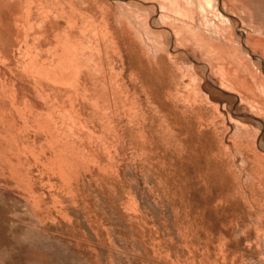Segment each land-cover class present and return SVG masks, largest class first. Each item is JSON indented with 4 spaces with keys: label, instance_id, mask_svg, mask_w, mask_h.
I'll use <instances>...</instances> for the list:
<instances>
[{
    "label": "rangeland",
    "instance_id": "374dc122",
    "mask_svg": "<svg viewBox=\"0 0 264 264\" xmlns=\"http://www.w3.org/2000/svg\"><path fill=\"white\" fill-rule=\"evenodd\" d=\"M98 1L100 3L96 0L95 3H99L96 5L86 2L71 6L85 14L82 18L77 15L66 18L50 16L41 21L42 24L32 20L33 30L30 33L0 32V57L8 58V65L17 72H22L23 62L27 64L24 59L27 52L30 56L35 55L40 64L55 68L61 66L64 40L69 49L76 47L78 56L68 59L69 70L65 69L66 74L69 73L67 78L72 81L69 87L73 93L65 91L64 86L61 88L63 92H60L61 99L67 98V94L75 98L72 97L76 104L74 128L77 125L78 140L74 143L75 159L56 157L62 165L57 164L63 171L61 179L56 172L58 166L50 162L51 158L54 161L53 153L59 151V148L56 149L59 144L52 146L48 133L37 131L39 124L33 123L30 133L25 135L29 137V144L35 143L34 146L45 151L41 158L43 163L21 160L20 164L18 161L15 164L17 174L14 179L23 199L15 200L11 208L3 213L0 264H264V115L253 113L257 115L255 117L245 103L240 104L234 94L225 91L208 90L212 104L219 106L218 111L205 106L197 108L194 113L185 109L182 99L174 95L175 84L180 78L176 74L175 62H180V59L165 58L166 68L161 78L152 56L141 49L134 31L129 29L123 34L117 24L116 18L122 13L121 6L128 5L144 13L156 31L163 30L156 19L157 11L153 3L149 0ZM244 2L248 4L246 8ZM236 3L238 8H226L230 10L228 14L234 17H230L233 23L237 18L234 23L235 37L242 41L254 33V38L262 39L264 0H237ZM91 6H95L94 10ZM54 7L57 11L63 9L59 4H54ZM13 12L12 17L18 18V13L15 11L17 15H13ZM244 15L248 17L244 18ZM254 16L258 20H252ZM6 17L9 15L2 18L0 24L15 22L11 25L15 26L17 22L22 23L10 16L8 19L14 20L11 22ZM250 20L253 22L250 23ZM38 24L44 26L41 30L37 27V31ZM255 26L259 27L256 31ZM94 27L102 32L107 30L100 47L93 37ZM40 31L42 38L39 37ZM48 36H52L55 42ZM10 46L16 50L9 49ZM93 47L98 50L97 53H94ZM177 53L179 51L174 55ZM20 55L22 65L18 63ZM4 65L5 62L0 61V68ZM80 73H83L82 76ZM89 76L90 84L86 81H89ZM19 80L18 87L28 91L31 119L35 120L37 112L47 114L33 95L31 78L20 76ZM79 80L86 84H80ZM169 107L177 114H172ZM76 111L82 112L79 115ZM228 115L246 123L252 130L246 140L236 146L233 138L236 125ZM239 115H242L241 118ZM78 119L82 126L81 122L78 124ZM84 128L88 131H83ZM87 135L91 136L85 139ZM79 139H83L82 143ZM245 147L247 149L243 151ZM254 152L263 155L260 156L262 159L255 158ZM2 168L0 166V170ZM8 169L7 166L3 168L5 175H9Z\"/></svg>",
    "mask_w": 264,
    "mask_h": 264
},
{
    "label": "bare ground",
    "instance_id": "6f19581e",
    "mask_svg": "<svg viewBox=\"0 0 264 264\" xmlns=\"http://www.w3.org/2000/svg\"><path fill=\"white\" fill-rule=\"evenodd\" d=\"M95 1L96 0H0V20L7 15H9V17L10 16L12 17L11 13L14 11L13 12V15H14L15 11H16L18 13V18L17 17L15 18L13 16L14 19L16 20V22L18 19L20 21H22V23L17 22V23H20V25L16 23L17 26L16 25L11 26V25L15 24L14 20H10L11 18L8 19L9 17H6L7 20H10L11 22L13 21L14 24H11V25L10 24H0V32L10 33V34H11V32L14 33V31L23 32V33H30L33 30L32 20H38V23H39V22L45 20V18L49 19L50 16H54V17L62 16V17L66 18L69 15H77L80 18H82V17H85V14H83V12H81L79 8H73V7L71 8V6L74 4H84L86 2H89L90 5H91V2L92 3L94 2V4H92V5H96V4L100 3V1H98V0H97V2H99V3H97V2L95 3ZM149 1L153 3V6H154L153 8H155V11H157V14L155 16H157L156 19H158V24L161 25L163 30L156 31L157 29L155 30L153 28V25L147 20L148 17L146 15H144V13L142 14L139 10H136V9H134L128 5H126V6L122 5L121 6L122 13H120L116 18L117 22H118L117 24L121 28L123 34H125L127 31H129V29H132L134 31L135 35L139 39L140 45L142 46L141 49H143L147 55L152 56L154 65L156 66L155 69H157L156 71H158V74L161 76V78L165 73V68H166L165 64H164L165 58H167L168 60H175L176 58L180 59V62H175L176 74L180 78H178L179 80L175 84L176 85V93H174V95L176 94L175 97L177 96V97H180L182 99V101L184 103L183 107L185 109L190 110L191 112L193 111V113H194V111L197 108H200L201 106H205V107H211V108H213V110L218 111L219 106L216 107V105L212 104L213 102L211 100V92H208V90L219 91V92L225 91V92H229V94L230 93L234 94L235 97L239 100L240 104L245 103L244 105H247L250 108L249 110H250V112H252L251 114L256 113V114H260L261 116L264 115V114H262V113H264V39H263L264 34H262V32L264 33V30L262 29L263 31L260 32V34L263 35L262 39L260 37L254 38L253 37L255 35L254 33L252 34L253 35L252 37H249V36L247 37L246 36L247 33H246L245 34L246 38L244 37L243 38L244 40H242V41H241V39L239 40V37L236 38L237 36L234 34V23L236 22L237 18L235 19V22L233 23L232 20L230 19L231 15L228 14L229 9H226V8H228V6L230 7V10H232L233 8L234 9L238 8V5L236 6L237 0H236V2H234V0H149ZM238 1H240V0H238ZM241 3H243V1ZM54 4L62 5L63 9L61 8V11H57L56 7H54ZM239 4H240V2H239ZM245 4L246 3L244 2L243 5L246 8V6L248 4H246V5ZM100 5H102V4H100ZM100 5H99V7H100ZM87 7H88V5H87ZM93 7L95 8V6H93ZM93 7L91 8V10L92 9L94 10ZM249 8H250V6H249ZM81 9H82V7H81ZM251 9H252V7H251ZM247 10H249V9L247 8ZM234 11H231V12H234ZM243 11H245V10H243ZM93 12L94 11H92L91 13H93ZM17 13L15 15H17ZM236 13H238L237 9H236ZM251 13L254 14L253 11ZM230 14H233V13H230ZM234 14H235V12H234ZM246 14H248V13L246 12ZM252 14H251V16H252ZM93 16H94V14H93ZM227 16H229V17H227ZM234 16L236 17V14ZM255 16L253 17L252 20H255V19L258 20V17L255 18ZM54 17H53V19H54ZM246 17H248V16H245L244 18H246ZM244 18L242 20H244ZM238 19H240V18H238ZM55 20L56 19H54V21ZM79 21H80V19H79ZM246 21H248V20H246ZM106 22H107V20H106ZM251 22H253V21L250 20V23ZM94 23H96V21ZM41 24H42V22H41ZM41 24H38L36 26L37 31H38L37 27H40L39 30H41L42 26H44V25L41 26ZM243 24H241V25H243ZM248 24H249V22H248ZM256 24H257V22H256ZM60 25L61 24H59V26ZM118 25H117V27H118ZM249 25H252V24H249ZM253 25H255V23H253ZM236 26L237 25H235V27ZM245 26H247V25H245ZM257 26H258V24H257ZM261 26H263V25H261ZM56 27H58V26H56ZM62 27H63V25H62ZM98 27L97 28L94 27L96 31H94L92 29L94 33L92 31L91 32L93 33V37L95 39L97 46L100 47V45H101L100 42L103 41L101 39L103 38V36L105 34H107V30L102 32L103 30L99 31L100 28H98ZM77 28H76V31H77ZM242 28H243V26L241 27V29ZM256 28L259 29V27L255 26L254 31H256ZM248 30H250V29H248ZM237 31H238V29H237ZM259 31H261V30H259ZM241 32H242V30H241ZM252 32H253V30H252ZM252 32L250 31V34ZM79 33H81V32H79ZM240 34H242V33H240ZM258 34L256 33V36H259ZM35 35H37V34H35ZM243 35H244V33H243ZM8 36H10V35H8ZM39 37L42 38L41 37V31H40ZM50 37L52 38V36H50ZM54 37L55 36H53V38ZM88 37H89V35H88ZM7 38L8 37H6V39ZM35 38H36V36H35ZM48 38H49V36H48ZM51 38H49V39H51ZM240 38H242V37H240ZM15 39H18V38H15ZM49 39H43V40L48 41ZM89 39H91V38L89 37ZM21 40H23V39H21ZM53 40L51 39V41H53ZM32 41H33V39H32ZM47 41H45V42H47ZM39 42H41V41H39ZM53 42H55V41H53ZM77 42H79V41H76V43ZM108 42H111V41L109 40ZM30 44H32V43H30ZM54 44H53V46H54ZM62 44H63V46H62L63 48H62V52H61L62 64H61V66H58V68L45 66L46 64L43 65V64L38 63L36 57H34L35 56L34 53H33L34 56H30L29 55L30 53L28 54V52H27L25 54V58H24L27 61L26 62L27 64L25 63L26 65H24V62H23L22 72L21 71L17 72L15 70H13V68H11L8 65V58L0 57V61L5 62V65H4L5 67L0 68V166H2L3 168L7 166V169L10 166V169H8L9 175L4 174L3 168L0 170V231L4 230V226H3L4 215H3V213L5 211H8L11 208L12 203L16 202L15 200H17L18 198L23 199V197L19 195V193H20L19 189L20 188L17 187L15 179H14L15 175L17 174V172H15V168H16L15 164L17 163V161H18V164H20L21 160H29V161L33 160L34 162L43 163V161H41L43 151H44V150L42 151L43 148L40 149V147L34 146L35 143H33L34 144L33 145V144H31L32 142L29 144V142L27 140L29 137L27 138L25 135V134H27V132H29V129L31 127H33L35 124H39V127L36 128L37 131L42 130V131H45V133L47 132L48 133L47 137L51 140L52 146H55L54 144H57V143L59 144V146L56 148V149L59 148V151L58 150L54 151V153H53L54 161H53V158H51L50 162L52 164H54L55 167L58 166V171H56V172H58V175L61 179L63 178V175H62L63 171L60 168V166H62V165H60V163L58 162L59 160L57 161L58 158L56 159V157L57 156L58 157L59 156L60 157L65 156L67 158V156H68V158H71L70 159L71 161H72V159H75L73 156V153L75 151L74 150V148H75L74 143L77 140V137H76V131L77 130H75V128H77L76 127L77 125L74 128L75 105H76L74 102L75 98L73 96H71L72 94L71 95L67 94L68 95L67 98L63 99L64 98L63 97L61 99L60 98V95H61L60 92L61 91L63 92V90L61 88L64 86V88L66 87L64 89L65 91L70 90L69 93L70 92L73 93V90H71L69 87V85H71L72 81L67 78L69 73L66 74L65 69L66 70L68 69V63H69L68 59H73V57L76 55V47L69 49V47H67L66 40H64L62 42ZM87 44H88V42H87ZM89 45H91V44H89ZM103 45H106V44L104 43ZM53 46H52V48H53ZM15 47H16V45H15ZM15 47H14V49H15ZM34 48H35V46H34ZM9 49H13V47L10 46ZM45 49L47 50L46 47H45ZM101 49H102V47L100 48V50ZM107 49H109V48H107ZM7 50H6V52H7ZM96 51L98 52V50L95 49L94 53H97ZM102 51H105V50L103 49ZM178 51H179V53L174 55V53H176ZM54 52H56V51H54ZM8 53H9V51H8ZM0 54H2V53H0ZM102 54H103V52H102ZM114 54H115V52H114ZM104 55H106V57H108L107 53L106 54L104 53ZM16 56H18V55H16ZM20 57H21V55L19 56V61L21 60ZM117 57H118V55H117ZM52 58L53 59L56 58V57L54 58V54H53ZM88 58H89V56H88ZM16 59H14L15 63H16ZM56 60H58V59H56ZM19 61H18V63L20 64L22 61H20V62ZM79 61L81 62V60H79ZM110 61H112V60H109V62ZM101 62H104V61H101ZM101 62L99 61V63H101ZM112 62L110 64H112ZM115 62H117V60ZM144 62H146V61H144ZM17 64H15V65L17 66ZM96 64L97 63H95V65ZM20 65H22V64H20ZM47 65H49V64H47ZM147 65H148V63H147ZM149 65H150V62H149ZM16 66H14V67H16ZM100 66H101V64H100ZM96 68H97V65H96ZM81 74H83V73H80V75ZM20 76H27V77L31 78V80H32L31 84H33L32 85V91L34 92L33 95L36 96V99L38 98L39 105L41 107H44L47 110V114L45 112H44L45 114H41V113L37 112L38 115L34 116L35 120L31 119L32 115L30 112H28L30 110V106L28 103L29 99L27 100L28 91L26 89H24L21 85L20 86L22 88L18 87V85H19L18 82L20 81L19 80ZM90 76H91V74H90ZM90 76L88 77L89 81L85 79L87 82H89V84H90V80H91ZM63 78L65 79L64 82L62 81ZM22 80H23V77H22L21 81ZM24 82H25V79H24ZM93 82H92V85L94 87L95 84H93ZM95 82H96V80H95ZM82 83L86 84V82L80 81V84H82ZM158 83H159L158 85H160V81ZM165 84H166V82H165ZM172 86H174V85H172ZM80 87H81V85H80ZM86 87H90V86L87 85ZM169 87H170V85H169ZM164 88H166V87L164 86ZM17 90H18L20 96L17 94ZM85 90H87V89L85 88ZM172 91L174 92L173 89H172ZM21 92H23V94ZM165 92H166V90H165ZM82 93H84V92L82 91ZM167 93H170V92H167ZM164 97H163V99H164ZM165 101H167V99H165ZM173 101H174V99H173ZM78 102H77V105H78ZM179 103H181V102L179 101ZM170 104L171 103H169V105ZM158 105H159V102H158ZM160 105H162V104H160ZM80 107H81V105H80ZM173 107H174V105H173ZM180 107H182V106H180ZM183 107H182V109H183ZM82 108L83 107H81V109ZM176 108L178 109V106ZM169 109H171V107H169ZM244 109L245 108L243 107V110ZM37 110H39V109H36V111ZM86 110H87V108H86ZM166 110H167V108H166ZM166 110H164V111H166ZM171 110H170V113H171ZM76 112H78V111H76ZM81 112L82 111L78 112L79 115ZM174 112L175 111L172 110V114ZM185 112H186V110H185ZM191 112H190V114H191L190 116H192V114H193ZM78 113H76L77 118L79 116ZM180 113L183 116L182 111ZM219 113H220V111H219ZM246 113L247 112H245V116H246ZM249 113H248V115H251ZM82 114H81V116H82ZM85 114H87V112ZM85 114H83V115H85ZM256 114H253V115L256 117L257 116ZM88 115L90 116V114H88ZM165 116H167V115H165ZM241 116H240V118H241ZM235 117H237V115H235ZM80 118L81 117H79V119ZM89 118H91V117H89ZM247 118H246V120H247ZM249 118L251 119V117H249ZM79 119H78V124H79V122H81ZM229 119L231 122L234 121V125H236V130L234 132L235 137H233L235 139L234 143L236 146V144H240L241 142L245 141L247 136L249 135L248 133L252 130H249L250 128H248L246 126V123H242V122L240 123V121L238 122L237 120L232 118V116H229ZM237 119H239V118H237ZM262 120H263L262 123H264V119H262ZM178 121H180V120H178ZM196 121H198V120H196ZM254 121H255V119H254ZM47 122L50 123V127H48L46 125ZM33 123H34V125H33ZM193 123H195V121ZM210 123L213 124L212 122H210ZM82 125L83 124L81 122V126ZM88 127H90V126H88ZM85 128L83 131L88 129V128H86V129ZM86 131H88V130H86ZM31 132H34V131H31ZM39 133H41V132H39ZM86 134L87 133H85V135ZM88 134H91V133L89 132ZM41 136H42V134H41ZM82 136H84V134ZM88 136L90 137L91 135H87L85 139L89 138ZM233 138H232V140H233ZM41 140L42 139H40V141ZM82 140H80L81 143H82ZM89 141H88V143H89ZM77 142H78V140H77ZM229 142H231V141L229 140ZM246 142H248V139ZM246 144H247L246 146H248V143H246ZM84 145L85 144L83 143V147H85ZM233 146H234V144H233ZM83 147H82V149H83ZM239 147H240V145H239ZM239 147H238V151H239ZM5 149H6V151H5ZM44 149H46V148H44ZM246 149L247 148L245 147V149L243 151H245ZM254 149H255V147H254ZM251 150H253V149H251ZM227 151L229 153L230 150H228V148H227ZM257 151H258V149H257ZM90 152H93V151L91 150ZM240 154H243V153H240ZM257 154H258V152H257ZM257 154L254 152L255 158H258V160H261L262 159L261 157H263V155H260L261 156L260 157ZM240 156H242V155H240ZM87 158H88V156H87ZM70 160L68 159V161H70ZM66 163H67V161H66ZM82 163H84V162H82ZM57 164H59L60 166ZM67 165H70V164H67ZM69 167H72V166H69ZM69 173H70V171H69Z\"/></svg>",
    "mask_w": 264,
    "mask_h": 264
}]
</instances>
